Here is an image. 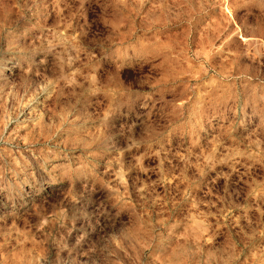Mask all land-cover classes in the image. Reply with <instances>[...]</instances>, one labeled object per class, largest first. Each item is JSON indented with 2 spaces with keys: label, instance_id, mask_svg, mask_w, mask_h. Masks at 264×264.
<instances>
[{
  "label": "rangeland",
  "instance_id": "rangeland-1",
  "mask_svg": "<svg viewBox=\"0 0 264 264\" xmlns=\"http://www.w3.org/2000/svg\"><path fill=\"white\" fill-rule=\"evenodd\" d=\"M0 264H264V0H0Z\"/></svg>",
  "mask_w": 264,
  "mask_h": 264
},
{
  "label": "clouds",
  "instance_id": "clouds-1",
  "mask_svg": "<svg viewBox=\"0 0 264 264\" xmlns=\"http://www.w3.org/2000/svg\"><path fill=\"white\" fill-rule=\"evenodd\" d=\"M151 69V65L145 64L140 70L144 73H148Z\"/></svg>",
  "mask_w": 264,
  "mask_h": 264
}]
</instances>
